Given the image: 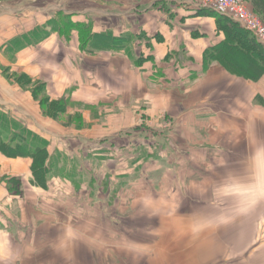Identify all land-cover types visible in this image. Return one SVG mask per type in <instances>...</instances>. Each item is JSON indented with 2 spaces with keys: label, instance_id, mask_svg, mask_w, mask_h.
Returning a JSON list of instances; mask_svg holds the SVG:
<instances>
[{
  "label": "rangeland",
  "instance_id": "obj_1",
  "mask_svg": "<svg viewBox=\"0 0 264 264\" xmlns=\"http://www.w3.org/2000/svg\"><path fill=\"white\" fill-rule=\"evenodd\" d=\"M90 1L96 5L91 10ZM142 1L22 0L17 7L32 12L34 26L48 18L56 28L65 19L73 22L78 10L101 16L107 6L108 13L122 15ZM100 21L96 29L105 30L103 16ZM109 21V33L120 27L133 33L136 30L132 27L133 11L122 20L119 17ZM80 24L79 46L83 45L87 52H117L122 48L123 42L121 45L117 39L107 44L110 49H101L110 38L102 36L96 42L92 32L95 23ZM73 31L63 30L64 41L70 40ZM120 40L124 41V37ZM22 76L17 75L18 82L24 80ZM29 87L42 115L50 121V137L46 139L49 148L60 147L53 155L54 164L61 169L57 171L61 173L56 179L58 184L51 183L54 201L85 207H81L79 215H57L56 222H51L54 212L47 220L46 209L42 215L34 210L30 222L25 220L27 216L19 215L18 204L12 205L10 219L15 222L10 221L8 231L18 246L30 233L39 237L48 232L49 263L237 264L239 256V263L246 264L242 259L249 254L248 241L255 238L252 256L264 264V135L260 140L259 135L254 139L246 133L210 134L207 140L215 146L200 150L196 147L202 135L185 134L179 124L176 131L181 133H167L165 127L168 130L172 122L160 113L159 133L148 135L141 131L157 117L144 116L147 106L152 108L153 103L136 95L128 94V101L122 102L120 94L116 97L99 87H85L55 99L40 79L32 80ZM45 98L62 99L65 112L46 110L47 106L41 105ZM115 128L122 132L109 131ZM55 132L65 136L58 137ZM124 144L126 150H122ZM89 187L93 192L88 198ZM75 188L84 193L74 200L67 199ZM246 205H254L253 211L257 207L259 213L247 216ZM74 220L77 224L68 223ZM236 237L245 244L233 245ZM12 249L18 247L13 245ZM28 261L17 264H31Z\"/></svg>",
  "mask_w": 264,
  "mask_h": 264
},
{
  "label": "crops",
  "instance_id": "obj_2",
  "mask_svg": "<svg viewBox=\"0 0 264 264\" xmlns=\"http://www.w3.org/2000/svg\"><path fill=\"white\" fill-rule=\"evenodd\" d=\"M20 1L0 0V264H17L22 260H29L31 264H58L48 261L49 234L46 231L39 237L30 233L18 246L8 231L10 221L15 222L10 219L12 205L18 204L19 215L27 216L25 220L30 222L34 210H38V214L47 211L44 216L47 220L50 212H54L52 222L62 213L79 215L81 207H85L75 203L66 206L64 200L54 201L51 183L54 184L60 175L53 176L47 188L40 187L33 183L30 158L10 152L17 144L21 129L24 133L30 132V139L32 132L44 139L50 137L49 118L42 115L29 87L32 80L40 79L47 93L55 99L85 87H99L116 97L120 94L122 102L128 101V94L136 95L153 103L152 108L147 106L144 116L147 119L157 117L152 125L142 127L141 131L148 135L149 132L159 133L157 119L163 114L172 122L168 130L165 127L167 133H181L176 131L179 124L185 134L202 135L196 147L200 150L215 146L207 140L210 134L246 133L254 139L255 135L263 139L264 49L260 45L262 50L258 54L253 35L223 21V16L197 9L192 0H144L122 15L108 13L105 6L106 13L100 16L90 11L96 6L90 1V10H78L73 14V22L95 23L92 32L97 37L96 42H100L102 36L110 38V42L104 41L101 49H110L107 44L117 39L121 45L123 42L117 52L97 53L79 46L77 29L70 40L64 41L63 31L56 25V28L51 26L50 19L45 18L40 25L34 26L32 12L17 7ZM244 2L264 22V0ZM132 11L134 33L121 27L113 33L106 31L111 23L109 20L119 17L122 20ZM102 16L105 30L103 27L98 30L96 23L100 24ZM120 37H124V41ZM17 75H24V80L18 82ZM109 131L117 134L121 130ZM60 134L56 133L58 137L65 136ZM58 147L48 146V149L54 155ZM123 149H127V144L122 145ZM91 189L86 195L88 198L92 197ZM72 192L67 199L74 200L84 193L80 188ZM252 206L244 208V214L249 217L254 212L259 213L257 207L253 211ZM68 223L77 224V220ZM238 240L236 237L233 245L245 244ZM255 242V238L248 241L249 254L242 259L246 264L250 261V264H262L252 256L255 249H251V245ZM13 245L18 247L19 253L18 249H12ZM239 261L238 256L237 264Z\"/></svg>",
  "mask_w": 264,
  "mask_h": 264
},
{
  "label": "trees",
  "instance_id": "obj_3",
  "mask_svg": "<svg viewBox=\"0 0 264 264\" xmlns=\"http://www.w3.org/2000/svg\"><path fill=\"white\" fill-rule=\"evenodd\" d=\"M203 10H208V9H203ZM208 11H211L214 13V11L212 10H208ZM222 18H223V21L225 22L229 21L234 26H237L239 30H243V32L248 31L229 18L225 16H223ZM56 26H57V29L61 31L65 29L68 31L77 29L78 34L79 35L82 34V31H79L81 28V24L77 22H72L71 20L65 19V22L63 23L60 22V25L58 24ZM61 26H63V28H60ZM256 43L257 45L255 49L256 51H258V54H259L262 49L260 50V44L257 41ZM256 68L257 70H259L258 69L259 67H254L255 70ZM63 102L64 101L62 99L52 100L50 98H45L44 100H41V105L47 106L46 110L51 109L49 112L52 111L54 114H57V113L62 114L65 112V106H66ZM18 134L20 135H18L17 144L15 147H13L14 149L12 148L10 150L11 154H13L14 156H22V157L30 158L31 160L30 170L33 176V183L40 187L47 188L50 184V180L52 176L61 174L57 172L58 170H61V169L57 168L56 165L54 164L53 154L50 153L48 149L49 141L40 137L35 132L31 133V139H30V132L27 131L26 133H24L23 129H21V131L18 132ZM66 213H69V212H66Z\"/></svg>",
  "mask_w": 264,
  "mask_h": 264
},
{
  "label": "built area",
  "instance_id": "obj_4",
  "mask_svg": "<svg viewBox=\"0 0 264 264\" xmlns=\"http://www.w3.org/2000/svg\"><path fill=\"white\" fill-rule=\"evenodd\" d=\"M197 9L212 10L248 30L264 49V22L244 0H192Z\"/></svg>",
  "mask_w": 264,
  "mask_h": 264
}]
</instances>
